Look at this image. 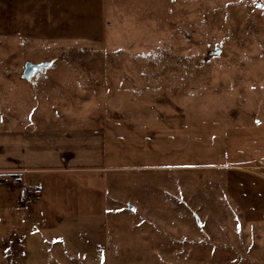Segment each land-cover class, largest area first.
Returning a JSON list of instances; mask_svg holds the SVG:
<instances>
[{
	"label": "rangeland",
	"instance_id": "obj_1",
	"mask_svg": "<svg viewBox=\"0 0 264 264\" xmlns=\"http://www.w3.org/2000/svg\"><path fill=\"white\" fill-rule=\"evenodd\" d=\"M0 181V264H264V0H0Z\"/></svg>",
	"mask_w": 264,
	"mask_h": 264
},
{
	"label": "crops",
	"instance_id": "obj_2",
	"mask_svg": "<svg viewBox=\"0 0 264 264\" xmlns=\"http://www.w3.org/2000/svg\"><path fill=\"white\" fill-rule=\"evenodd\" d=\"M110 123V122H109ZM44 124V127H45V129L42 131V129H41V134H47L48 133V131L49 132H51L52 130H50V128H51V122H44L43 123ZM43 124H39V126L40 127H42L43 126ZM37 125L38 124H36V127H37ZM82 141H83V139H82ZM95 152H96V155L94 154V156L93 157H95V158H101L100 156H102L101 155V150L99 149V146L95 149ZM94 152V153H95ZM36 170V167H18V168H14V169H9V170H3V171H5L6 173H10V172H13V173H15V174H22V173H26V175L27 176H25L24 174H22V175H24V177H25V181H26V184H28V185H30L31 186V183L33 182L32 180V176H31V174H29L30 172H32V171H35ZM29 174V175H28ZM15 183V182H14ZM18 184V183H17ZM33 186V185H32ZM13 193V192H12ZM14 195V194H13ZM7 200H5V201H7V203H3V205H4V207L6 208H9V207H13V206H17V207H23L24 209L25 208H29L30 206H29V204H30V202L28 203L27 201H25L24 200V202L23 201H21V198H16V197H12V195H10L9 194V196L7 195V198H6ZM11 201V202H10ZM10 202V203H9ZM14 208V207H13ZM29 211V210H28ZM27 210H25V212H28Z\"/></svg>",
	"mask_w": 264,
	"mask_h": 264
},
{
	"label": "water",
	"instance_id": "obj_3",
	"mask_svg": "<svg viewBox=\"0 0 264 264\" xmlns=\"http://www.w3.org/2000/svg\"><path fill=\"white\" fill-rule=\"evenodd\" d=\"M45 64H33V63H27L24 71V77L30 78L34 73L42 70L44 68Z\"/></svg>",
	"mask_w": 264,
	"mask_h": 264
},
{
	"label": "trees",
	"instance_id": "obj_4",
	"mask_svg": "<svg viewBox=\"0 0 264 264\" xmlns=\"http://www.w3.org/2000/svg\"><path fill=\"white\" fill-rule=\"evenodd\" d=\"M0 182H3V181H0Z\"/></svg>",
	"mask_w": 264,
	"mask_h": 264
}]
</instances>
